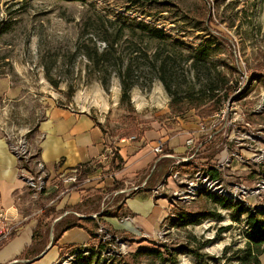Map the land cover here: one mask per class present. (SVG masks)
Returning <instances> with one entry per match:
<instances>
[{
    "label": "rangeland",
    "instance_id": "374dc122",
    "mask_svg": "<svg viewBox=\"0 0 264 264\" xmlns=\"http://www.w3.org/2000/svg\"><path fill=\"white\" fill-rule=\"evenodd\" d=\"M124 20L159 28L171 39L164 44L124 28L109 61L96 64L94 52L99 56L110 49L102 38L112 41ZM171 50L175 53L163 72L168 92L159 78V65ZM127 67L129 77L124 73ZM120 69L131 84L125 102ZM227 90L233 92L228 98ZM172 99L186 108L183 114L172 111ZM53 104L88 113L116 151L129 142L142 141L144 146L184 131L188 137L195 135L202 145L188 160L192 164L173 165L193 153L183 143L173 158L157 160L155 155L132 184L142 179L151 185L165 181L169 169L192 180L195 167H200L211 177L208 171L214 168L226 193L205 187L190 202L174 203V188L165 187L156 198L168 199L172 207L151 239L167 246L176 264H240L251 231L247 216L264 220V0H0V132L9 146L25 145L29 160L24 164L29 169L37 163L36 128ZM210 104H219V110L200 119L195 107ZM130 131L136 139L121 142ZM101 168L93 180L63 185L46 198L56 203L73 190L87 192L73 210L42 216L35 246L48 245L50 232L52 239L57 235L61 226H55V219L114 211L135 194L130 184L116 179L112 182L120 185L108 188L104 181L116 169ZM123 186L126 192L114 194ZM181 211L195 217V223L175 221ZM119 213L127 216L124 207ZM96 221V233L110 241L113 251L101 256L102 264L135 250L132 237L113 233L99 216ZM99 224L104 227L100 234ZM86 256L66 247L51 264H84L81 259ZM260 261L264 264V255Z\"/></svg>",
    "mask_w": 264,
    "mask_h": 264
},
{
    "label": "crops",
    "instance_id": "0c3cea01",
    "mask_svg": "<svg viewBox=\"0 0 264 264\" xmlns=\"http://www.w3.org/2000/svg\"><path fill=\"white\" fill-rule=\"evenodd\" d=\"M188 135V132L184 131L172 136H163L159 140L176 154L183 148L182 144ZM36 138V157L44 163L49 182L48 188L37 200L31 197L28 187L20 178L19 163L10 152L6 137L0 132V208L9 220L19 223L11 236L0 246V264H51L62 249L91 242L88 231L81 227L67 229L59 235L56 245L51 243L49 246V242L42 248L35 246L39 239L34 241L32 236L38 223H42V216L46 217L45 207H53L54 212L69 206L74 209L87 193L73 190L56 203L52 202L51 198L46 199L63 186L62 183L56 184L59 174L89 165L94 168L87 177L90 181L99 176L101 167L105 168L111 164L112 161L97 163L107 145L101 126L86 112L53 104L45 110V115L36 128ZM141 140L145 141V138L142 137ZM156 142L157 140L151 141L143 146L142 141H134L123 147L118 146V154L124 163L119 170L113 172L110 179H105L104 182L108 181L105 185L112 186L115 179L123 181L124 186L132 184L134 177H138L154 159L152 147ZM114 163H117L116 158ZM157 182L159 181L156 180L152 184ZM84 183L86 182L83 181L82 184ZM152 188L150 185V188L147 187L125 199L124 214L128 219L121 221L122 213L112 217L103 216L102 219L115 231L126 236L155 237L170 214L172 206L168 199L154 197ZM43 202L44 204H40ZM60 220L61 218L56 221L55 226Z\"/></svg>",
    "mask_w": 264,
    "mask_h": 264
},
{
    "label": "trees",
    "instance_id": "16d2710c",
    "mask_svg": "<svg viewBox=\"0 0 264 264\" xmlns=\"http://www.w3.org/2000/svg\"><path fill=\"white\" fill-rule=\"evenodd\" d=\"M124 28H129L132 31V34H135V35L140 34L144 37L156 40V41H158L160 43H164V44H166L167 41L171 39V37L168 34H166L163 30H161L159 28L150 26V25L143 23V22L127 24V22L124 20V21H122V25H120L119 28L117 29V35L114 36L112 41H109L107 38H102V41L107 45V47H110V49H108V48L105 49L104 51H102L100 53L99 56L96 53V51L94 52L96 64L99 65V63L102 60H106V61L108 60L109 61V58H107V57L110 54V50L114 49L113 47L119 41ZM168 44L172 47L174 46L173 41L169 42ZM173 53H175V52H173L172 50L170 53H167L162 58L163 63H161L159 65V74H160L159 78L162 81V83L164 84V86L168 92H170V86L168 85L167 81L165 80L163 72L165 74L166 60L169 59L170 57H172L174 55ZM84 54L89 59L93 60V57L91 56V54L89 52L85 51ZM129 69H130V67H127L124 71V73H126V77L128 76V74L130 72ZM161 72H162V74H161ZM124 73H122V71L120 69L119 75L121 77V85H122V101L125 102V101H128V99H129L128 91L131 87V84H128L127 83L128 81L124 79V76H123ZM54 85H56V84H54ZM232 93L233 92H230L227 90L225 93V97L228 98L230 95H232ZM177 105H179V103H177L176 101H173V99H172L170 102V108L172 109V111L177 112L178 115L183 114L185 112L186 108L178 107ZM218 105L210 104L209 106L201 108V109L195 107L197 110L198 117L200 119H206V118L212 116L214 113H216L219 110ZM128 134H130L129 135L130 137L134 136V132L130 131V132H128ZM135 139H136V136H135ZM164 152L170 153V154L174 153L172 149H170L166 146H165ZM114 157L117 159V164H115L114 160H113L109 166L110 167L112 166L114 169L119 170L122 167L124 162H123L122 158L120 157V155L118 154V151H116ZM192 163L193 162L188 161V163H186V164L189 165ZM80 168H81L80 173L77 176V182L75 184H73L74 186H78L94 170V168H92L89 165L88 166L87 165L81 166ZM208 172L211 173L212 178H218V176H217L218 173H217L216 169L210 168V170ZM119 185H120V182L117 181V182H114L113 185L108 187V188L115 189ZM147 185H148V188H150L151 184H150L149 180H147ZM153 185L154 184H152L151 186L153 187ZM138 192L136 191L135 193H138ZM122 207H123V205L119 206L114 211H102L100 213L99 217L102 218L103 216H111V217L117 216L119 214L120 210L123 209ZM64 210L65 211L66 210H73V206L66 207V208H64ZM174 210H175V206L173 208V211ZM54 211L55 210L53 207H45L44 208V212L47 215H51L52 213H54ZM176 214L177 215H176L175 221L176 220L179 221L181 225L193 224L196 221V218L191 217L188 212L181 211V212H177ZM96 220H97L96 218H92V217H85V218L79 217V218H74L72 220L71 219L67 220L64 217L61 218V220L59 221V223L56 226V227L61 226V228H59V232L57 233V235H54V237L52 239V245H56V241L62 232L66 231L67 229H70L72 227H81V228L85 229L86 231H88L91 241L97 239L96 246L95 247L94 246H88L90 243L89 242L86 247H82L83 245H75V246L73 245L70 247L73 250L75 249V253H78V252H86L87 253V256L85 258L81 259V260H84L83 261L84 264H102V263H104L105 260L101 259V256L107 251V249H109L108 245H109L110 241L104 240L102 237L100 238L98 236V234L96 233V230H95L98 226V223ZM247 224L250 227L251 231L248 234V238H247V242H246L247 248L244 251V255L239 258L240 264H261L260 256L264 255V220H259L256 214H249L247 216ZM41 225H42V223L39 222L38 226L33 231L32 239L34 241L38 239L37 234H38V231H39ZM113 233H115V230L113 231ZM118 233H120V232L117 231V234ZM126 237H128V236H126ZM130 239H132L133 244H138L137 246H135L136 247L135 250L128 253V256H125V257L121 256V257L114 258L113 260H110L111 264H140L141 262H146V263L148 262V264H154L156 261H162V260H166L170 264H176V262L173 261V259H172L174 257L173 254L170 252L169 248H167V246H165L164 244L158 245L156 240H153L151 238H140V239L130 238ZM144 241L150 243V245L140 244V242L144 243ZM112 252L109 255H111ZM110 258H112V257H110ZM94 259H95V261H92Z\"/></svg>",
    "mask_w": 264,
    "mask_h": 264
},
{
    "label": "built area",
    "instance_id": "2783aa9c",
    "mask_svg": "<svg viewBox=\"0 0 264 264\" xmlns=\"http://www.w3.org/2000/svg\"><path fill=\"white\" fill-rule=\"evenodd\" d=\"M244 78H246V76H244ZM200 130L202 131L203 128L201 127ZM134 139H135V136H132L129 138H122L121 142L125 140H134ZM184 145L186 146V149H188L189 151L190 150L193 151V153L190 154L189 157L182 158L181 160H177L176 162L173 163V165L188 162V160L191 159L194 156L195 152L201 147L202 142L197 141L196 136L192 135L186 138ZM164 149H165V143L162 140H157V142L153 145L152 151L157 156V160H160L163 158H173L174 157L173 154L165 153ZM9 150L13 154V156H15V158L17 159L19 163L20 178L25 182L26 186L28 187L31 197L33 199H37L41 194H43L46 191V189L48 188V183H49L48 175H47L44 163L37 159V163H35L34 169H29L27 165L24 164L25 162L29 160L28 159L29 151L27 150L24 144H21V143L17 145L10 144ZM115 151L116 149L113 146L106 145L104 147L103 153L98 158L97 163H103L105 161L110 163L111 161L115 159L114 157ZM214 165H217V164L214 163ZM80 167L81 166L73 168L72 170L66 173L59 174L57 176L58 178H57L56 184L58 185L59 183H62L67 188L75 184L77 182V176L80 173V169H81ZM195 168H197V171L195 174V178L192 180H188L187 177L184 175H181L180 171L178 170L173 171L172 169H169V172L166 175L167 178L165 179V181L162 180L160 182H157V184L153 186V188L151 189L153 196L156 197L157 194L159 193L162 194V190H164L165 187L168 189L169 186H171V188H174L173 191H171V194H172L171 200L174 203L177 200L186 202V203L190 202L191 200L195 198L196 193L201 191L205 187L212 188L214 190H220L226 193L224 189L221 187V185L219 184V181L217 178L210 177L208 173L204 172V170L200 167H195ZM87 177L83 181L88 182L89 179H87ZM142 180L140 183H138V185L130 184L131 186L129 188V191L131 193L132 192L135 193L136 191L138 192V191L146 189L148 187L147 179H144L143 181ZM171 184H173L174 187H172ZM180 186L181 188H179ZM125 188L126 187L123 186L121 189L116 190L114 194L126 192ZM99 214L100 213H96V214H91L88 216H92V218L97 219ZM82 216H85V215H82ZM128 218L129 217L126 216L120 220L123 221ZM18 225L19 223L9 220L4 210L0 208V246L11 236V234L15 231V228L18 227ZM99 226L100 227L98 228L97 232L100 234L104 231V227H102L100 224ZM115 240L116 242H118L116 238ZM87 245L88 244H85L82 247H86ZM109 249H110V246H109ZM109 249H107V251L105 252L108 255L112 252V248L110 250Z\"/></svg>",
    "mask_w": 264,
    "mask_h": 264
},
{
    "label": "water",
    "instance_id": "95a60500",
    "mask_svg": "<svg viewBox=\"0 0 264 264\" xmlns=\"http://www.w3.org/2000/svg\"><path fill=\"white\" fill-rule=\"evenodd\" d=\"M81 218H85V217H92V216H80ZM60 218H57V219H55L54 220V222H56L57 220H59ZM50 243H49V246L51 245V243H52V233L50 232Z\"/></svg>",
    "mask_w": 264,
    "mask_h": 264
}]
</instances>
